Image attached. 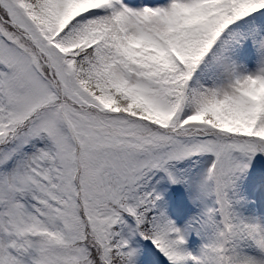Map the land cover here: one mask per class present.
Wrapping results in <instances>:
<instances>
[{"label":"snow or ice","instance_id":"1","mask_svg":"<svg viewBox=\"0 0 264 264\" xmlns=\"http://www.w3.org/2000/svg\"><path fill=\"white\" fill-rule=\"evenodd\" d=\"M0 264H264V0H0Z\"/></svg>","mask_w":264,"mask_h":264}]
</instances>
